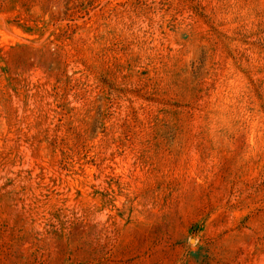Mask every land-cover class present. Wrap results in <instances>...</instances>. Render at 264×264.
<instances>
[{
  "label": "rangeland",
  "instance_id": "obj_1",
  "mask_svg": "<svg viewBox=\"0 0 264 264\" xmlns=\"http://www.w3.org/2000/svg\"><path fill=\"white\" fill-rule=\"evenodd\" d=\"M0 264H264V0H0Z\"/></svg>",
  "mask_w": 264,
  "mask_h": 264
}]
</instances>
